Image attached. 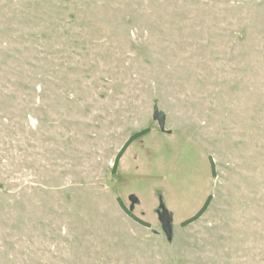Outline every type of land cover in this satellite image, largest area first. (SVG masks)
I'll list each match as a JSON object with an SVG mask.
<instances>
[{
  "label": "rangeland",
  "instance_id": "374dc122",
  "mask_svg": "<svg viewBox=\"0 0 264 264\" xmlns=\"http://www.w3.org/2000/svg\"><path fill=\"white\" fill-rule=\"evenodd\" d=\"M0 264H264V0H0Z\"/></svg>",
  "mask_w": 264,
  "mask_h": 264
},
{
  "label": "trees",
  "instance_id": "16d2710c",
  "mask_svg": "<svg viewBox=\"0 0 264 264\" xmlns=\"http://www.w3.org/2000/svg\"><path fill=\"white\" fill-rule=\"evenodd\" d=\"M150 132V129L149 128H145V129H142L140 131H137L135 133H133L129 139L127 140L126 144L122 147V149L118 152L116 158H115V161H114V164H113V167H112V171L113 173H117L118 171V167H119V162H120V159L123 155V153L125 152V150L127 149V147L138 137L146 134V133H149ZM212 170H213V173L215 174V165H214V162H212ZM211 198H212V195H209L208 198L206 199L204 205L202 206V208L192 217L184 220L182 222L183 225H187L189 223H191L192 221L196 220L198 217H200L202 215V213L206 210V208L208 207L210 201H211ZM129 212L132 214V211L129 210Z\"/></svg>",
  "mask_w": 264,
  "mask_h": 264
},
{
  "label": "water",
  "instance_id": "95a60500",
  "mask_svg": "<svg viewBox=\"0 0 264 264\" xmlns=\"http://www.w3.org/2000/svg\"><path fill=\"white\" fill-rule=\"evenodd\" d=\"M153 118L158 121L161 129H165L166 114L163 110L159 109L158 105L154 106ZM130 198L133 200V202H138V199L135 195H131ZM161 221L163 229L167 234V237L171 239L173 237L172 217L165 209L161 215Z\"/></svg>",
  "mask_w": 264,
  "mask_h": 264
},
{
  "label": "flooded vegetation",
  "instance_id": "af4514ba",
  "mask_svg": "<svg viewBox=\"0 0 264 264\" xmlns=\"http://www.w3.org/2000/svg\"><path fill=\"white\" fill-rule=\"evenodd\" d=\"M163 211H164V209H161V210H159V211H158V213H159L160 217H161V215H162Z\"/></svg>",
  "mask_w": 264,
  "mask_h": 264
}]
</instances>
